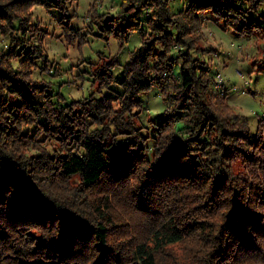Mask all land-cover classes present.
Returning a JSON list of instances; mask_svg holds the SVG:
<instances>
[{
  "label": "trees",
  "instance_id": "16d2710c",
  "mask_svg": "<svg viewBox=\"0 0 264 264\" xmlns=\"http://www.w3.org/2000/svg\"><path fill=\"white\" fill-rule=\"evenodd\" d=\"M42 2L60 8L62 16L58 21L65 31L79 35L75 26L67 23L70 17L64 14L66 10L62 0ZM155 2L157 0H142L141 8ZM251 2L252 9H247L244 0H187V8L181 7L176 11L200 20L204 16H197L196 10L211 8L212 11L208 13L215 19L218 16L225 18V24L220 25L224 29L239 16L241 20L236 25L237 32L250 33L254 26L264 29V12L257 15L254 11L260 0ZM141 8H137L134 16H125L115 29L111 23L113 18L109 17L102 25H98L99 37L106 39L103 35L105 30H114L117 35L127 38L126 30L132 27L139 28L140 34L144 35L147 29L143 25L152 22L153 17L151 14L142 17ZM18 30L27 35L30 28L22 22ZM31 30L36 32L37 26L32 25ZM161 30L164 36H154L143 49L134 54L132 61L125 66L122 78L118 80L115 77L113 84L123 85L121 89H115L113 94L90 99L78 107H74L80 104L78 101L61 103L66 98L57 84L54 88L44 85L30 88L13 74L0 69V88L7 87L9 93H19L23 97L10 99L0 94V115L5 112L9 114L7 123L0 124L3 142H37L36 133L43 129L44 134L39 142L55 140L63 146L65 152L57 156L39 155L23 165L0 152V264H69V261L71 264H106L109 259L112 264H132L130 257L146 255V248L140 240L158 244V237L162 233L174 239L184 232L197 229L201 233H209L205 237L206 241L214 244L219 242L221 245L211 254L213 258L225 256L234 245L243 255L259 252L260 244L264 243V225L260 224L264 217L255 209H264V188L249 181L244 170H250L253 176L257 175L258 170L260 175H264V159L257 157L254 151H247V146L251 145L253 149L264 152V138L246 131L231 132L223 128L216 117L207 111L200 96L202 94L207 99L209 94L203 79V75L210 72L208 68L199 61L194 62L191 71L178 68V58L175 56L169 57L163 64L170 75L175 70L183 79L184 91L171 98L176 109L174 115L161 116L156 124L163 127L168 120L179 121L177 133H190L186 140L179 134L172 136L166 151L155 147L159 128H156V134L152 137L153 150L149 157L144 155L147 147L144 141H149V134L131 122L117 123L118 119H124L120 113L115 114V119H108L109 101L123 99L125 108L131 104L142 105V97L137 96V92L162 83L160 77H144L142 71L148 67L161 66L160 62L147 64L150 54L161 60L165 57L164 52L154 47L157 40L165 45L171 43L172 32L165 28L163 21L155 22L154 31ZM39 31L42 38L47 30ZM13 39L14 44L5 55H22V62L35 63V53L39 49L23 46L24 37ZM183 55L187 59V52ZM114 63L119 64V60H108L96 69L94 75L97 80L93 83L99 81V91L101 86H109L112 74L108 68ZM47 67L45 57L42 70ZM134 68L140 70L137 73L140 78L129 82L126 79L127 73ZM258 68L262 70L264 66L259 64ZM83 71L87 73L89 69ZM83 71L79 74L83 75ZM197 71L200 77L194 75ZM36 90L43 93V96L33 95ZM190 99L191 104L188 102ZM28 112L36 113L40 118L31 132L26 130L21 134L13 125L22 119L31 120ZM100 112L105 115L100 116ZM139 114L131 117V120L137 121ZM189 114L191 123L187 122ZM53 119L58 121V125L52 123ZM93 121L101 126V130L87 135L86 128ZM260 122L264 123V117ZM110 123H117V132L130 138L114 143L116 133L109 130ZM217 132L220 138L212 139ZM224 139H230L232 144H224ZM238 142H243L244 146ZM130 146L135 150L130 152ZM79 148L86 150L82 156L73 151ZM185 157L187 160L181 163ZM130 175L133 180L142 181L139 188L131 190L128 181ZM75 176L79 178L78 183L70 182L66 190L64 182L69 179L71 181ZM206 185L207 191L203 196L175 199L182 192L203 190ZM4 193L10 195L4 196ZM44 193L60 198L72 196L74 199L68 201V208H58ZM222 194H229L231 199L222 200ZM192 199L198 201L196 208L181 215L182 208L179 205L190 206ZM221 206L230 207L231 211L227 222L221 226L220 236L213 241L210 233L215 226L207 221L216 215ZM244 224L250 225L251 231L244 229ZM29 225L49 231L58 228L60 240L53 237L49 241L42 236L37 237L27 231ZM73 234L80 239V249L74 253L71 250ZM128 237H131L128 250L111 256L108 240L115 243ZM89 242H93L91 246ZM32 243H35V247H28ZM141 264H154L152 256L142 259Z\"/></svg>",
  "mask_w": 264,
  "mask_h": 264
},
{
  "label": "clouds",
  "instance_id": "9594fccd",
  "mask_svg": "<svg viewBox=\"0 0 264 264\" xmlns=\"http://www.w3.org/2000/svg\"><path fill=\"white\" fill-rule=\"evenodd\" d=\"M62 3L66 10L64 14L70 17L67 23L75 26L79 35L65 31L63 25L52 16V12L61 11V9L55 6L50 7L42 0H0V58H2L0 59V69L13 74L16 79L23 81L30 88L34 85L54 88L58 82L66 81L60 88V92L66 98L61 103L78 101L80 104L74 107L82 106L90 99H97L107 93L109 86L115 82V77L125 72V66L132 61L134 54L143 49L154 36H164V31H154L155 22L163 21L165 28L172 32L171 43L165 45L157 40L154 47L164 52L165 57L161 60V58L153 57L150 54L147 64L153 65L160 62L161 66L142 70L144 77H160L162 83L159 86H151L137 92V96L143 98L142 105L131 104L130 107L125 108L123 99L109 101L108 119L113 120L116 118L115 114L120 113L124 119H118L117 123L119 124L131 122L133 125L141 127L142 131L147 134H150L153 129L159 128L158 142L155 147L161 151L167 150L171 143L170 138L176 134L186 140L190 133L184 131L177 133L179 121L168 120L163 127L153 122L156 117L174 115L176 109L173 107L171 98L184 91L183 79L178 76L177 72L174 70L170 75L168 70L163 67L169 57L175 56L178 58V68L183 67L191 71L194 62L199 61L210 70L209 73L203 75L204 86L209 94L207 99L201 94L200 100L223 128H227L231 132L246 131L264 138V123L260 122L264 117V71L258 70L259 64L264 63V29L254 26L250 33H238L236 25L240 23L241 17L239 16L229 23L226 29L220 27L225 24V18L222 16H218L216 20L193 19L176 11L181 7L187 8L188 5L184 0H179V2L177 0H157L151 6L143 8H141L142 0H62ZM244 7L252 9L251 0H244ZM137 8H141L142 17L149 14L153 17L152 22L143 25L147 29L144 35H141L139 28L136 27L126 30L127 38L117 35L114 30H105L103 35L106 36V39H97L93 35L94 32L100 31L98 25H102L109 17L113 18L111 23L112 28L115 29L123 22L125 16H134ZM211 11V8L197 9L196 15L206 16ZM254 11L257 15L264 12V0H260ZM22 22L30 28L27 35L18 30ZM32 25L37 26L36 32L31 30ZM44 29L47 31L41 38L39 30ZM14 37H24L23 46L39 49V52L35 53V63L22 62V55H5L13 46ZM185 52H187V59L183 55ZM45 57L48 67L42 70ZM108 60H119V64L114 63L108 68L112 74L109 86H101L100 91L97 92L99 81L93 83L94 80H97L94 73ZM254 62L257 66L251 67L249 72V68ZM85 68L89 69V72L80 75V71ZM139 71L135 68L128 71L126 79L131 82L134 78H140L137 75ZM194 75L201 76L199 71ZM116 86L123 87V85ZM0 94L9 96L10 99L23 98L19 93H9L7 87L0 88ZM33 95L42 97L43 93L36 90ZM188 102L191 104L192 100L190 99ZM138 112L141 115L137 123V121L131 120V117ZM8 115L6 112L0 115V124L7 123ZM28 115L31 120L22 119L13 125L21 134L26 130L31 132L35 127V122L40 118L33 112H28ZM99 115L104 116L105 113L100 112ZM187 122H192L190 114ZM52 123L58 125V121L55 119ZM117 123L108 125L109 130L116 133L113 137L114 143L130 138L126 134L117 132ZM100 130L101 126L93 121L86 128V133L93 135ZM43 134V129L37 131L35 136L37 142L29 140L22 143L14 140L3 142V138L0 137V152L22 165L31 162L39 155L65 154L63 146L55 140L40 143L39 140ZM219 138L218 132L212 137V139ZM4 143H7L6 147ZM144 143L147 145L144 155L151 157L152 141H144ZM238 143L240 146H244L243 142ZM224 144L230 145L232 141L224 139ZM134 150L133 146L129 147L130 152ZM73 151L82 156L86 150L79 148L73 149ZM247 151H254L257 157L264 159V152L253 149L251 145L247 146ZM205 159H209V157H205ZM186 160L187 157L182 158L181 163ZM244 175L249 181L264 188V175H260L259 170L256 176H253L250 170H244ZM128 181L131 190L139 188L142 184L139 179L133 180L131 175ZM69 184L70 179L64 182L66 190ZM210 184L211 180L208 181V185ZM208 185L203 190L182 192L175 199H182L185 196L189 198L203 196ZM44 194L48 195L58 208H68V201L74 199L72 196L60 198L49 193ZM5 195H10V193H4ZM220 198L222 200L231 199V196L222 194ZM197 203L198 201L192 199L190 206L179 205L182 208L181 215L193 211ZM230 211V207L221 206L216 215L208 219L207 222L215 226L210 233L213 241L220 236L221 226L227 222ZM255 211L262 213V217H264V209L257 208ZM260 224L264 225V218L260 220ZM242 227L251 231L250 225L244 224ZM27 231L49 241L53 237L56 240H60L61 237L58 228L49 231L40 226L29 225ZM208 235L209 233H201L197 229L194 232H184L174 239L170 238L167 233H162L158 237V244L148 243L147 240L142 239L139 242L144 244L146 255L130 257V259L132 264H141L142 259H146L148 255L152 256L154 264H264V243L260 244V250L255 255H243L234 245L225 256L213 258L211 254L221 245L219 242L214 244L206 241L205 237ZM129 239L131 237L118 240L115 243L109 239L107 244L111 250L110 255L115 256L117 253L127 251ZM93 241H95V237H93ZM71 242V250L74 253L80 249V239L73 234ZM89 243L91 246L93 242ZM28 247H35V243L29 244ZM106 264H112L111 260H107Z\"/></svg>",
  "mask_w": 264,
  "mask_h": 264
},
{
  "label": "rangeland",
  "instance_id": "374dc122",
  "mask_svg": "<svg viewBox=\"0 0 264 264\" xmlns=\"http://www.w3.org/2000/svg\"><path fill=\"white\" fill-rule=\"evenodd\" d=\"M185 1H187V0H184V2ZM177 2H179V0H177ZM52 16L58 21V18L59 17H61L62 16V12L61 11H56V12H52ZM206 18H210V19H212V20H216L214 17H213V15H211L210 13H207L206 14V16H204V19H206ZM221 27V26H220ZM93 35L97 38V39H101L100 37H99V32L97 31V32H94L93 33ZM90 62V61H89ZM256 64V62H254V64L253 65H255ZM261 66H264V63H261ZM251 67L252 66H250V68H249V72L251 71ZM86 69V68H85ZM84 69H82L81 71H83ZM258 70H259V68H258ZM80 71V72H81ZM259 71H264V68H262V70H259ZM83 74L84 73H86L85 71H83L82 72ZM81 73V74H82ZM213 75H214V73H212ZM118 78V80H120L121 78H122V74L120 75V76H118L117 77ZM66 83V81H61V82H58L57 83V85L61 88V87H63L64 86V84ZM116 85H120L119 83H115V84H113V85H111L110 87H109V91L107 92V93H104L103 95H108V94H110V93H115V89L117 90V89H121V87H117ZM57 87V86H56ZM223 87V86H222ZM97 92H99V90H98V84H97ZM142 103H143V98H142ZM140 115H141V113L139 114V118H140ZM139 118H137V121L139 122ZM160 119V117H156L155 119H154V123H156V122H158V120ZM137 122V123H138ZM155 134H156V129H153L152 131H151V133L149 134L150 135V139L149 140H151L152 141V137H154L155 136ZM78 180H79V178L77 177V176H75L74 178H72L71 179V184H77L78 183Z\"/></svg>",
  "mask_w": 264,
  "mask_h": 264
}]
</instances>
